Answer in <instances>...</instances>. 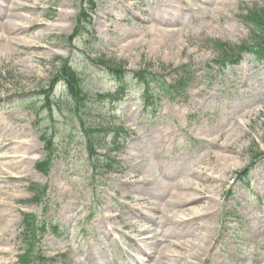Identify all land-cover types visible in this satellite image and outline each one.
<instances>
[{"label": "rangeland", "instance_id": "rangeland-1", "mask_svg": "<svg viewBox=\"0 0 264 264\" xmlns=\"http://www.w3.org/2000/svg\"><path fill=\"white\" fill-rule=\"evenodd\" d=\"M21 2L31 8L30 13L18 11L30 18L32 28L18 35L24 47L0 40V264H18L17 256L24 252L23 221L29 215L58 226L61 237L51 229L39 236L45 259L65 255L55 264H125L120 254H135L140 246L121 236L124 219L136 222L134 212H141L146 219L141 229H147L157 213L158 208L151 209L158 207L155 199L172 203L176 193L182 192L183 203L172 210L164 204L162 217L167 222L172 214L197 220L169 237L160 258L151 264H264V157L253 162L255 154L264 155L262 68H246L243 78L251 77L248 88L243 78L236 77L237 94L229 89L230 80L223 87L217 81L203 83L218 56L207 41L238 46L248 40V28L240 17L246 9L262 6L264 0H98L89 27L72 43L69 38L80 0ZM5 10L4 21L10 16ZM161 15H170L169 21L160 19ZM153 21L168 24L161 31L172 29L178 35L161 36L165 42L153 46L156 37L148 31ZM58 59L70 60L93 93L79 117L71 113L63 82L53 88L51 110L45 105V87L55 75ZM97 60L131 71L149 66L164 74L167 82L173 77L169 68L186 65L194 72L193 86L185 98H161L154 107L144 109L137 88L128 85L119 104L105 105L101 111L96 108L102 101L98 94L113 93L116 83ZM118 125L128 131L115 154L118 168L98 176L89 168L93 155L87 151L86 132ZM92 135L99 144L105 133ZM48 139H52L53 157L39 169ZM250 164L251 190L242 186L236 200L225 201L229 183ZM179 186L184 190L178 191ZM230 212L235 220L227 217ZM193 229H198L191 232L200 240L187 236ZM130 230L143 238L134 227ZM148 245V250L155 247Z\"/></svg>", "mask_w": 264, "mask_h": 264}, {"label": "trees", "instance_id": "trees-1", "mask_svg": "<svg viewBox=\"0 0 264 264\" xmlns=\"http://www.w3.org/2000/svg\"><path fill=\"white\" fill-rule=\"evenodd\" d=\"M82 3H88L90 7H94L93 0H82ZM82 11H85V8H83ZM241 20L249 27L250 36L248 41H244L238 46H231L227 43H217L216 51L219 54L220 61L233 58L242 52H249L259 57H263L264 59V4L262 6L255 5L248 9L246 14L241 16ZM80 23L81 21L78 20V24ZM107 70L118 75L124 74L121 68H114V70L107 68ZM133 75L139 84L145 85L146 92L149 90L150 84L159 83L157 77L150 74L145 75V72H138ZM60 76L66 81L68 85L69 94L74 102V113H77L78 108L81 107L83 103V90L80 89V82L76 75L67 67H63V70L60 72ZM186 76L187 75L182 71V76H178V78L167 87V93H184V88L188 85V79ZM161 91H165V89L161 88ZM28 231L33 232V230H29V227ZM26 238L30 239V236L27 235ZM27 252V254L30 255L29 253L31 252V249H28Z\"/></svg>", "mask_w": 264, "mask_h": 264}, {"label": "bare ground", "instance_id": "bare-ground-1", "mask_svg": "<svg viewBox=\"0 0 264 264\" xmlns=\"http://www.w3.org/2000/svg\"><path fill=\"white\" fill-rule=\"evenodd\" d=\"M4 1L8 5L7 6V10L10 12V16L8 17L7 20L5 19V21H4V19L2 17L3 16L2 13L4 12L5 9L4 8H0V32H3V34H4V36H1V37H5L6 36V38L8 39L9 44L16 45V46H19V47H24V45H25L23 43L24 41H22V39H20L18 37V35H19V33H27L32 28L28 27L29 26V22H30V18L28 16L22 15L21 13H18V11H26V12L30 13L31 11H29V10L31 8L24 6L21 3V0H4ZM22 1H24V0H22ZM2 9H4V10H2ZM12 14H15V15L13 16ZM173 21H174V19H172V21L170 23H172ZM151 33L153 34V36L156 37V40L154 41L155 43H153V42L151 43L153 46L154 45L158 46V45H160V44L165 42V39L163 40V39L160 38L161 36L169 38V37L178 35V33H175V32L174 33L151 32ZM9 36H11V38ZM0 40H1V38H0ZM6 46H7V44L4 45L5 51L7 52L8 49L6 48ZM0 146H1V144H0ZM220 156L221 155L218 156L219 157L218 159H222V157H220ZM11 163L12 164H17L19 162L18 161H12ZM180 190H184V188L183 187H182V189L179 188L178 191H180ZM176 194H177L176 195L177 198L176 197L174 198V200H175L174 202H172V203L171 202H166V206H167L168 209H170L172 206H175L177 203H183V202H180V199H179V196L183 195V192H182V194H180V193H176ZM182 201H185V199L183 197H182ZM0 207H2V206H0ZM185 208H187V207H185ZM173 209H174V207H173ZM170 210H172V209H170ZM188 211H191V210L188 209ZM135 213L137 215H140V212H135ZM168 219H169L170 225L174 223V229L177 226V224L182 222V220H180V217L178 215H176V214L170 215L168 217ZM180 231L182 232L181 229H180ZM191 231L192 232L198 231V229L190 230L188 232L187 236H189V237H194L195 236L197 238V240H200L201 237H199L198 235L193 234ZM173 234L174 233L172 232V230H168L167 232H165L163 234V237H169L170 235H173ZM209 235H210V229L205 232V237H209ZM153 243H154L155 247H154L153 250L151 249L150 251H155L157 249V247L159 248V246H160V245H157L156 242H153ZM148 247L149 248H153V244L150 243L148 245ZM155 254H156V252L151 254V255H149V256H146V254L143 255V256H138V259H137L138 261H135V262L137 264H146V263L149 264L150 263V259ZM167 257L168 256H167L166 252H164L162 254V258L164 260H166ZM157 264H163V263L162 262H158Z\"/></svg>", "mask_w": 264, "mask_h": 264}]
</instances>
